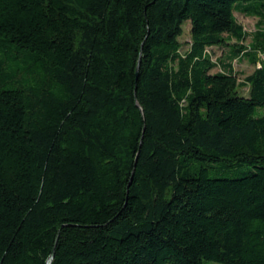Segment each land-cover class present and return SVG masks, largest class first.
Returning a JSON list of instances; mask_svg holds the SVG:
<instances>
[{"label": "trees", "instance_id": "trees-1", "mask_svg": "<svg viewBox=\"0 0 264 264\" xmlns=\"http://www.w3.org/2000/svg\"><path fill=\"white\" fill-rule=\"evenodd\" d=\"M236 11L264 0H0V264H264V28Z\"/></svg>", "mask_w": 264, "mask_h": 264}, {"label": "rangeland", "instance_id": "rangeland-1", "mask_svg": "<svg viewBox=\"0 0 264 264\" xmlns=\"http://www.w3.org/2000/svg\"><path fill=\"white\" fill-rule=\"evenodd\" d=\"M236 20L238 23L243 25L244 29L249 33L248 36L240 42L243 45H250L253 42V38L255 33L261 29L264 28V21H261V19L258 16L248 15L240 11L235 12ZM183 34L180 37L181 41L183 42V51L187 50L190 46L191 42V33H190V22H185L183 26ZM236 39L233 38L230 41V44H235ZM229 46H213L211 48V53L213 59L216 61L217 59H220L221 57H224L228 52ZM259 58L261 60H264V54L259 53ZM258 63L252 62L247 57L243 59H235L233 61L234 69L238 73L239 81H242L246 75L251 73L258 65ZM221 67L220 65H217L212 71H220ZM238 90L243 95H248L250 86L245 85H239ZM206 264H221L216 261H206Z\"/></svg>", "mask_w": 264, "mask_h": 264}]
</instances>
